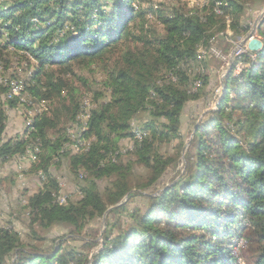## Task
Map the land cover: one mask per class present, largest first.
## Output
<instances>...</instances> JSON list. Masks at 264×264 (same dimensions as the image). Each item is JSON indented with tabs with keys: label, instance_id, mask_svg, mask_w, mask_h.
I'll return each mask as SVG.
<instances>
[{
	"label": "trees",
	"instance_id": "16d2710c",
	"mask_svg": "<svg viewBox=\"0 0 264 264\" xmlns=\"http://www.w3.org/2000/svg\"><path fill=\"white\" fill-rule=\"evenodd\" d=\"M132 1L11 0L0 6V52L10 48L34 63L24 91L36 102L62 98L72 64L106 63L108 100L88 115L81 133L92 140L86 151L69 155L63 151L66 139H49L53 123L45 114L33 119L26 137L3 142L6 116L0 110V157L23 155L31 145L37 151L36 169L44 182L27 201L33 221L44 229L66 225L78 231L111 208L102 241H88V251L60 242L48 253L30 252L14 230L0 228V264L9 259L11 264H234L237 259L264 264V18L257 28L262 49L233 57L217 107L194 127L183 173L146 196L144 210L129 213L121 202L138 194L129 182V166L114 156L119 142L134 138L135 131L145 134L134 143L136 161L149 173L138 189L154 185L171 164L156 154L154 143L180 140L182 109L200 97L189 92L183 65L196 60L199 47L209 52L216 33L226 38L229 31L236 39L247 31L240 25L242 0H205L199 12L188 15H163L141 8L142 0L133 7ZM152 14L161 32L147 24ZM237 64L243 67L235 73ZM200 79L206 86L207 77ZM17 102L13 97L8 107ZM71 104L74 119L80 103ZM144 113L148 119L133 130L130 123ZM67 156L76 177L81 171L83 181L86 174L90 178L79 188L80 200L59 205L48 165ZM106 176L114 180L100 193L95 182ZM121 213L128 219L125 227L107 222L108 215ZM239 240L244 245L234 255Z\"/></svg>",
	"mask_w": 264,
	"mask_h": 264
},
{
	"label": "rangeland",
	"instance_id": "374dc122",
	"mask_svg": "<svg viewBox=\"0 0 264 264\" xmlns=\"http://www.w3.org/2000/svg\"><path fill=\"white\" fill-rule=\"evenodd\" d=\"M137 1L133 0L131 6L136 7ZM10 2L11 0H0V6ZM241 2L240 25L246 27L247 31L236 39L229 38L232 34L229 31L226 33L228 35L226 38H222L220 33H216V36L209 42L212 45L209 46V49L207 48L209 52L204 46L199 47L196 60L188 61L182 67L189 77V92H198L200 97L196 101L187 102L182 109L179 126L180 140L154 143L156 154L171 161L167 170L154 185L138 189L140 184L146 183L149 173L137 163L134 143L140 141L145 134L135 131L134 138L123 139L119 142L114 156L119 154L118 162L120 161L124 167L129 166V182L133 192L138 194L131 199L122 200L121 203L127 212L130 213L135 209L144 210L148 205L146 196L154 194L163 187H169L183 173L184 156L186 153L192 152L190 144L194 135V127L208 118V111L215 109L231 58L236 56L241 47H245V45H241V42L247 34L260 40L257 28L264 18V2L261 0H242ZM101 4L103 5L105 2L101 1ZM205 5V0H142L141 8L152 7L163 15L171 11L183 12L188 15L199 12ZM146 19L149 26L161 32L162 27L155 15H147ZM66 26L68 25L66 24ZM228 49L229 54L226 53ZM206 55L209 57L204 63ZM105 65L106 63L100 62L87 65L72 64V73L65 76L68 86L62 95L63 101L60 98H53L50 101L36 102L28 92L24 91L33 73L34 63L10 48L2 50L0 52V110L6 116L5 129L2 134L3 142L26 137L31 130L33 119L45 114L53 123V128L47 130L49 139H66V142H63V151L69 155L86 151L92 140L81 138V133L87 129L81 122L86 113H90L108 100V94L105 93L103 86L105 77L103 66ZM237 67L239 68L240 64L236 65L235 73L239 70ZM48 70L54 71L55 68L50 67ZM202 76H206L208 79L206 86L201 84ZM171 79L174 80V78ZM9 92L10 94H8ZM13 97L18 98L17 105L14 108H9L8 102L12 101ZM70 100L80 103L79 113L74 119L69 112V109L72 108V104L69 105ZM147 119V114H139L130 123V127L133 130L137 127L140 128ZM32 146L34 145L29 146L23 155L0 157V228L14 230L25 249L30 252L48 253L60 242H65L67 246L80 251H88L86 246L88 241L92 239L95 242L102 241L106 228L109 226L105 225V218L111 208L101 219L82 223L78 231L66 225H54L44 229L38 222H34L33 215H30L27 208V201L42 187L44 179L41 171L36 169L39 162H36L37 151L33 150ZM70 157L56 158L48 165L49 173L59 187L56 201L62 205L66 202L75 203L80 200L82 196L79 188L84 186L90 178L86 174V179L83 181L85 174L81 171L76 177L78 171L74 172L70 168ZM113 180V176L98 179L95 183L99 192L104 193L106 189L110 188ZM107 222L113 226L125 227L128 219L126 213L111 214L108 215ZM115 230L114 228L113 233L116 232ZM241 242L243 243V240L238 241V243ZM12 261L9 259L8 264H11Z\"/></svg>",
	"mask_w": 264,
	"mask_h": 264
},
{
	"label": "water",
	"instance_id": "95a60500",
	"mask_svg": "<svg viewBox=\"0 0 264 264\" xmlns=\"http://www.w3.org/2000/svg\"><path fill=\"white\" fill-rule=\"evenodd\" d=\"M241 45H245L247 50L252 53H257L262 49L261 41L256 38H253L251 34H247L245 36V38L241 42ZM232 64H233V59L231 58L226 74H228L231 71ZM217 104H216V107H217Z\"/></svg>",
	"mask_w": 264,
	"mask_h": 264
},
{
	"label": "built area",
	"instance_id": "2783aa9c",
	"mask_svg": "<svg viewBox=\"0 0 264 264\" xmlns=\"http://www.w3.org/2000/svg\"><path fill=\"white\" fill-rule=\"evenodd\" d=\"M246 53H250V51L247 50L246 46H245V47H241V48L237 51L236 56H240V55H242V54H246ZM251 53H252V52H251ZM250 58L252 59L253 56H250ZM242 67H243V66L240 65L238 72L240 71V69H242ZM238 72H237V73H238ZM8 94H10V92H9ZM88 114H89V113H86V114H85V116L83 117V121L81 122V123H84V126H85L86 128H87V126H86V118H87Z\"/></svg>",
	"mask_w": 264,
	"mask_h": 264
},
{
	"label": "bare ground",
	"instance_id": "6f19581e",
	"mask_svg": "<svg viewBox=\"0 0 264 264\" xmlns=\"http://www.w3.org/2000/svg\"><path fill=\"white\" fill-rule=\"evenodd\" d=\"M237 68H238V67H237ZM238 69H239V68H238ZM8 96H9V95H8ZM136 136L138 137V136H139V133L136 134ZM137 139H139V138H137ZM56 203H57V201H56ZM58 204H59V203H58ZM59 205H62V204H59ZM243 245H244V243H242V242H241V243H237V246L233 249V254H234V255H237L239 249L242 248ZM236 264H242L241 260H240V259H237Z\"/></svg>",
	"mask_w": 264,
	"mask_h": 264
}]
</instances>
